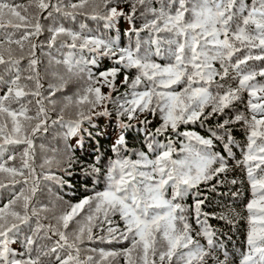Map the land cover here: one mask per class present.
Instances as JSON below:
<instances>
[{
    "label": "snow or ice",
    "instance_id": "6c2138e0",
    "mask_svg": "<svg viewBox=\"0 0 264 264\" xmlns=\"http://www.w3.org/2000/svg\"><path fill=\"white\" fill-rule=\"evenodd\" d=\"M88 2L79 0L63 5L61 0H27V3L0 0V29L24 30L15 39L14 31L0 34V65L15 71L6 91L0 95V174H4L0 175V190L11 189L12 192L7 203L0 206V264H45L44 258H48L47 264H104L109 258L120 256L124 257V264H209L210 261L229 264L226 251L223 259L215 255L222 245H218L216 232L208 223L209 214L202 210L207 197L201 198L200 189L213 180L223 183L218 177L229 171L227 162L211 149L214 141H219L223 143L224 152L229 157L233 155L235 140L229 127L233 124L245 130L247 143L237 166L243 167L252 196L246 205L249 228L239 264H264V81L257 79L264 78V0H101L102 7L96 5L87 13L82 10ZM125 3L128 11L121 7ZM138 12L141 16H151L139 29L135 27ZM54 13L72 19L77 14L90 15L93 20L104 21L105 28L125 18L131 24L128 34L139 36L141 31L147 30L155 36L151 41L156 46L155 55H161V41L167 43L170 62L161 65L152 61L147 53L141 54L139 40L134 48L119 47L114 39L86 34L85 25H81L80 31L63 25L48 29L51 33L49 48L64 37L60 47L114 58L123 69H136L137 75L130 83L125 75L123 82L132 91L130 96L126 93L121 102L120 98H112L120 67L97 74L88 70L87 86L75 101L76 118L65 120L61 109L59 121L51 120L52 124L59 122L66 127L65 138L75 137L76 144L82 147V125L91 121L93 115H111L105 102L112 101L117 105L120 132L111 146L115 158L102 166L101 157L97 155L95 163L85 168L86 174L97 178L103 172L104 190L71 205L56 217V224H45L43 220L47 217L42 220L41 213L47 209L34 203L40 179L34 166V139L37 134L48 131L51 117L44 101L54 104L50 96L67 80L60 77L63 83L57 88L50 85L53 90L48 96L43 94L44 86L36 70V49L42 48V44L32 38H38L43 32L41 17L48 19ZM160 33L168 35L161 37ZM25 58L29 73L26 76L18 67ZM250 61L262 63L257 68L250 65ZM62 62L68 78L86 71L84 61L74 60L72 51ZM227 79L235 81V87L221 83ZM142 84L143 90L137 91ZM97 85L107 86L109 93L103 94ZM176 86L182 87L177 90ZM244 93H247L246 111H236L233 117L227 118L226 110L234 111L237 103L244 102ZM67 99L72 103L71 97ZM33 102L37 106L34 114L29 107ZM81 105L86 107H79ZM144 113L153 116L159 113L162 121L151 133L146 127L151 121L140 120L145 125V136L154 140L170 129L187 140L179 150L184 153L183 157L174 158L177 149L171 139L166 144H147L148 151L156 153L155 158H149L145 151L136 152L135 159L128 154L125 131L132 129L131 122ZM216 116L226 118L218 121L215 129L209 127L207 137L194 131H179L181 124L200 122L203 126L204 121ZM21 145L19 152H9V146ZM68 147L71 149L70 145ZM17 156L19 166L11 163ZM72 162L73 157L69 156V165ZM43 179L63 183L52 174L44 175ZM231 183L235 185L237 180ZM209 190L215 191L216 184H211ZM188 197L192 198L191 205L182 203ZM86 207L88 214L83 221H77L78 226L68 231L70 222ZM115 217L123 223V228ZM190 217L196 222L195 228ZM216 218L228 219L225 215ZM24 227L31 235L25 236L22 247H14ZM97 232H106V235L98 236ZM52 237H57L52 245L38 244L39 240ZM201 239L205 243H201ZM96 240L128 241L129 247L120 251L101 249L99 259L83 255L97 251L82 247Z\"/></svg>",
    "mask_w": 264,
    "mask_h": 264
},
{
    "label": "trees",
    "instance_id": "16d2710c",
    "mask_svg": "<svg viewBox=\"0 0 264 264\" xmlns=\"http://www.w3.org/2000/svg\"><path fill=\"white\" fill-rule=\"evenodd\" d=\"M16 3H27V0H15ZM79 0H61L63 5L70 3H78ZM96 5H101V0H89L88 4L85 5L84 9H91ZM159 7L158 4L154 5ZM121 7L125 11H128L127 4H122ZM82 10L87 13H91V10ZM147 19H151V16H141L139 12L135 18V27L137 29L141 28ZM41 24L43 25V32L38 38H32L37 44H42V48L38 47L36 49V58L40 65H36V70L40 74L41 83L43 84L42 92L44 95L48 96L53 90L49 86L52 85L53 88L59 87L63 81L59 78L64 77L67 83L64 84L60 90L55 91V95L58 97L54 101L58 108H51V103L49 100H45L44 103L49 109V115L51 119L49 120V127L47 132L40 133V136H36L34 139V150H35V161L34 166L36 173L38 174L39 187L34 198V203L37 207H44L47 211L41 213V218L47 217L43 220L45 224L52 223L56 224V217L61 215L64 211L69 210L70 206L78 203L80 200L86 196H92L97 191H103L105 188L103 172L99 178L93 174H86L85 168L88 165L95 163V157L99 155L101 157V165L106 166L110 158L114 159L115 155L111 152V146L120 132L117 125V105L112 101H106L108 106V111L111 115H93L91 121H85L82 125V141L83 146L80 147L76 144V138H65V133L67 128L62 126L61 123L57 122L55 124L51 123V120L59 121V115L61 109H63V116L65 120L75 119L76 112L78 110L75 104L76 99L79 95L83 94L84 88L87 86V71L90 70L93 74H97L101 71L111 69L113 67H120L121 71L118 73L115 85L116 90L112 92L113 100L120 98L121 102L126 93H131L130 87L125 84V75L129 78V83L137 75L136 69H123L121 65H117L114 58L110 57H100L95 53H90L88 51L70 50L67 47H60V42L64 37L58 38L57 44L51 48L48 47V38L51 33L48 31L50 27L63 25L66 28L72 29L73 31H80L81 25H85L84 32L86 34L101 36L105 39H114L117 41L119 47H135L136 41L139 40L141 44V54L147 53L152 61L159 63L161 65L169 63V57L167 53L168 44L161 41V55H155L156 46L151 43L155 36L150 34L149 31L144 30L137 36L135 33L128 34V30L131 27L130 22L121 18L113 24L110 28H105V22L102 20H93L90 15L77 14L74 19L63 16L62 14L54 13L53 17L44 19L41 17ZM13 32V38H19L24 31L13 30V29H0V34L3 32ZM161 37L167 36V33H160ZM27 47V42H25ZM13 48L16 46L13 45ZM72 51L74 60H83L84 65H86L85 73L80 76H72L68 78L66 74V66L63 64V60ZM241 55V54H237ZM235 59V57L233 58ZM95 60L96 63H91ZM262 62L250 61L249 64L259 68ZM219 68V65H216ZM28 68L25 67V72L22 75H28ZM15 75L14 70H8L5 66L0 65V95L6 91L8 82ZM56 79V80H55ZM110 79V78H109ZM258 80L264 81V78L257 77ZM221 83L231 84L235 87V81L227 79ZM98 86V85H97ZM101 86V92L107 95L110 89L107 86ZM179 90L182 86H176ZM144 84L137 89V91L143 90ZM215 91V86H213ZM55 95H51L55 96ZM68 97H71L72 103H69ZM244 102L237 103L234 111H228L227 118H231L235 115L236 111L244 112L245 103L247 100V93L243 94ZM35 109L36 107L32 105ZM81 108L86 107V105L79 106ZM97 111H102V109H97ZM35 113V112H34ZM33 113V114H34ZM147 118L151 121L146 127L149 132L154 133L155 128L159 127L162 121L160 120L159 113L155 116L144 113L140 115L139 119L133 120V128L125 131V136L127 140V145L129 148V155L133 159L136 158L135 153L138 151L147 152L149 158H155V152H149L147 149V144L149 142H159L161 144H166L169 139L174 141V147L177 149L175 156L179 155L183 157L184 153L179 150L183 143H187V140L182 136H177L172 133L169 129L168 132L161 136H155L154 140L151 137L145 136V125L140 123V120ZM224 116H216L208 121H204L203 126L200 122L195 124H181L179 126V131H194L198 135L207 137L209 135L208 128L211 127L215 129L218 121H222ZM231 128V135L234 137L235 144L232 147L233 155L228 156L223 150V143L219 141H214V147L211 149L212 152L219 153L225 157L229 171L226 173H221L218 177L223 183H217L216 180L209 182L211 184H216V190L210 191L209 186L201 185V192L207 197L204 204L202 205L203 212L209 214L208 223L216 232V240L218 247L215 255L220 259H223V253L226 251L229 255V264H239L240 253L245 250V241L248 232V212L246 210L247 203L252 199L249 184L247 182L246 174L242 166H237V161L243 158L242 149L246 146V134L244 128L239 124H233L229 126ZM219 131V130H218ZM91 133V136H89ZM71 146L69 149L68 146ZM23 146H9V152L20 151ZM43 150L40 154V151ZM45 150V151H44ZM51 151H57L58 155L54 156ZM7 153L5 154V158ZM69 156L73 157V162L69 165ZM51 160V164H46L45 161ZM16 166H19L20 159L16 163L11 162ZM43 165V167H41ZM52 174L56 177H60L63 183L58 182L54 179H43L44 175ZM4 175V174H0ZM237 180V183L233 185L231 180ZM7 182V181H5ZM17 189L20 187L16 186ZM11 189L0 190V206L7 203L8 199L11 198ZM235 194V195H234ZM182 203L186 205L192 204V198L188 197ZM88 214V208L86 207L84 211L80 213L72 222H70L68 231L74 230L78 225L77 221H83V218ZM221 215L227 216V220L218 219ZM120 227L123 228V223L119 221L118 217L114 218ZM229 220L231 223H229ZM190 222L193 227H196V222L190 217ZM32 227L35 228V222L33 220ZM26 235H31V232L27 227H24L19 234V242L14 247H22V242ZM96 235H106L105 233L97 232ZM57 237H52L51 240H39V245H52ZM201 243H205L201 239ZM85 247L87 249H96L95 252H86L83 255H93L96 259H99V250L104 251H120L124 248L129 247L128 241L116 242L113 240L111 243L101 242L96 240L95 242H86ZM35 254V253H34ZM45 259V264H47V259ZM54 264V262H53ZM104 264H124V257L120 256L115 259L109 258ZM209 264H213L212 261Z\"/></svg>",
    "mask_w": 264,
    "mask_h": 264
},
{
    "label": "rangeland",
    "instance_id": "374dc122",
    "mask_svg": "<svg viewBox=\"0 0 264 264\" xmlns=\"http://www.w3.org/2000/svg\"><path fill=\"white\" fill-rule=\"evenodd\" d=\"M94 8V7H93ZM93 8H91V9H84V10H91L92 11V9ZM37 43V42H36ZM25 52H27V47H25ZM37 65H40V63H38ZM19 69H20V71H22V72H25V67L26 68H28V59L27 58H25V59H23V60H21V62H20V64H19ZM60 78V76H58V78L57 79H59ZM56 80V79H55ZM99 87H101L100 85H98ZM57 97H58V94H56L55 96H52V97H50V99L51 100H56L57 99ZM33 106H35V107H37L36 105H35V102H33V104H32ZM32 105H30L29 107L32 109V113H34L35 111H36V108L34 109L33 107H32ZM60 105H57L56 103H51V108H58ZM41 134L39 133V134H37V136H40ZM43 150H41L40 151V154H41V152H42ZM45 151V150H44ZM17 152H19V151H17ZM53 154H54V156H56V155H58V152L57 151H51ZM20 158H19V156H17V160L16 161H18ZM16 161H14V163H16Z\"/></svg>",
    "mask_w": 264,
    "mask_h": 264
}]
</instances>
